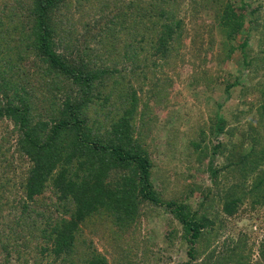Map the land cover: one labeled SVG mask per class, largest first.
<instances>
[{"label":"trees","instance_id":"16d2710c","mask_svg":"<svg viewBox=\"0 0 264 264\" xmlns=\"http://www.w3.org/2000/svg\"><path fill=\"white\" fill-rule=\"evenodd\" d=\"M85 1L91 6L86 12L105 16V26L93 43L87 37L91 29L82 37L77 34L79 23L71 11L74 1L0 0V36L8 23L20 21L29 26L22 48L29 55L18 51L15 59L7 56L2 46L9 38H0V118L13 124L10 132L5 128L0 136V162L7 161L4 166L15 169L27 165L21 179L22 196H16V183L9 185L7 169L0 166V254L27 261L29 252H36L52 256L60 264H107L106 257L82 239L81 225L97 219L111 229L116 226V235L129 234L134 231L130 227L138 220L140 205L148 202L170 208L190 245V261L184 264H193L203 249L196 243L206 229H212L213 220L205 210H211L215 199L199 204L206 213L196 220L188 219L190 206L185 202L163 200L153 184L149 146L140 132L152 113L154 118L163 119L166 146L181 137L182 124L173 123L169 104L164 102L169 101L173 77L178 75L176 62L185 64L182 47L186 24L178 14L176 0ZM253 1L208 0L227 48L224 57L233 52L230 48H235V36L251 16L255 20L262 16L264 31V3L252 8ZM247 43L245 39L239 45L244 53ZM27 57L28 69L20 64ZM255 60L251 51L244 54V66H252L251 71ZM192 77L190 86L203 93L219 85L207 71ZM239 84H224L227 97L234 95ZM150 102L156 106L153 110H148ZM259 111L256 124L248 125L253 131L264 127V101ZM216 115L213 130L220 132L225 117ZM5 143L10 146L4 147ZM221 147L214 146L213 152H226L227 163L216 166L209 161L208 192L220 187L218 178L224 183L240 179V173L245 179L256 176L248 190L238 193L236 183L225 184L221 210L232 215L249 191L252 202L260 199L259 193L264 194V174L257 172L264 166V148L258 153L250 151V164L242 168L236 148ZM6 210L11 214L4 216ZM239 250L234 245L213 262L194 264H248ZM260 252L264 258V239ZM208 256L212 260L214 252Z\"/></svg>","mask_w":264,"mask_h":264},{"label":"rangeland","instance_id":"374dc122","mask_svg":"<svg viewBox=\"0 0 264 264\" xmlns=\"http://www.w3.org/2000/svg\"><path fill=\"white\" fill-rule=\"evenodd\" d=\"M73 1L74 7L71 11L79 23L77 34L82 37L87 34L85 32L87 29H91L92 34L87 37L93 43L99 31L101 32L102 27L105 26L103 20L105 16L98 15L94 11L86 12V9L91 6L85 0H69V3ZM236 1L240 2V0ZM261 2L264 3V0H255L251 7L254 8L255 4ZM175 3L178 14L188 30L183 37L185 43L182 47L185 64L176 62L178 75H174L173 90L169 101L164 103L169 104L167 111L173 123L182 124L181 137L166 146L167 130L163 126V119L161 116L154 118L152 113L146 128L143 130L140 127L142 137L149 146L153 184L161 193L163 200L188 204L190 206L188 219L200 218L206 212H203V206L199 204L204 205L205 200L215 199L213 207L210 206L211 210H205L213 220L212 229H206L200 243H196L198 249H203L198 253V257L192 260L193 264L213 262L219 254H227L234 245L240 248L239 251H242L248 264H264V258L260 252V245L264 239V194L259 193L260 199L257 196V202H252L253 195L249 191L248 197L237 205L232 215H227L221 210V197L224 194L225 184L232 186L236 183L235 191L238 193L241 190H248L256 176L248 175L245 179L240 173V179H230L224 183L223 179L218 178L220 187L212 188L208 192L211 181L207 168L210 160L216 166L227 163L226 152L222 154L219 151L213 152L214 146L218 144L222 146L220 149L227 146L236 148V157L242 159V168L250 164L248 160L250 151L258 153L261 148H264V127L261 129L257 126L259 129L256 128L255 131L248 127L249 122L255 125L259 120L262 113L259 107L264 101V66H262L264 64V31L261 28L263 18L256 16L258 19L255 20L251 16L250 21L245 22L242 32L235 36V48H230L233 52L229 57H224L223 51L226 52L227 48L221 42L216 13L208 0H176ZM262 5L264 13V4ZM83 20L85 25H82ZM22 25L20 21L8 23L4 29L5 33L0 36V38H9L8 44H4L2 48L6 55H11L13 59L18 51L23 56L29 55L22 51L25 43L23 36L29 26ZM1 29L3 30V26ZM195 34L196 39H194ZM245 39H248L246 53L239 47ZM92 49L100 51L103 48ZM250 51L256 57L253 71L249 69L252 66L245 67L243 63L244 54L247 55ZM29 60V57L24 58L20 64L28 69ZM200 71H207L217 80L219 85L215 90L203 93L200 89L190 86L193 74L197 76ZM18 75L20 76V72ZM252 75L256 77L251 79ZM234 81L235 83L239 81L240 84L234 89V95L227 97L223 91L224 84ZM240 86L243 88L240 89ZM240 90L244 94H241ZM155 107L150 102L148 110H153ZM142 109L146 107L142 106ZM163 113H166V110ZM216 114L225 117V125L220 132L213 130V123L217 122ZM138 123L139 120L136 121L137 125ZM5 128H8L10 132L13 124L9 119L0 118V136ZM10 141L14 147V139ZM198 142L199 145L194 146L193 143ZM7 146L10 144L5 143L4 147ZM15 156L13 161L17 164L18 159ZM6 163L7 161H1L0 166L3 167ZM26 166L16 167V169L7 165L3 167L7 169L9 185L16 183L13 186L16 196L23 194L21 187ZM259 171L264 174V166L257 172ZM9 211L6 210L4 216L11 214ZM172 214L170 208L165 205L142 203L138 220L130 227L134 229L133 232L116 235L114 233L116 226L113 225L112 230L111 227L104 226L103 222L93 219L81 225L82 239L85 238L89 241L86 242L87 244L90 243V246L96 248L100 254L102 253L106 257L107 264H184L190 261L187 254L190 245L183 236L182 225L174 219ZM66 218L68 219V215ZM116 240H118L117 243H115ZM211 251L214 252V256L212 260H209L208 255ZM4 256L5 254H0V264H60L59 260H54L52 256H43L36 252H29L26 256L27 261L15 256L10 259Z\"/></svg>","mask_w":264,"mask_h":264}]
</instances>
